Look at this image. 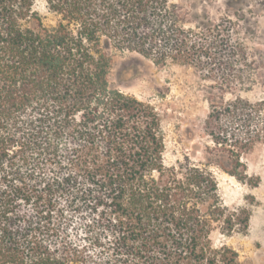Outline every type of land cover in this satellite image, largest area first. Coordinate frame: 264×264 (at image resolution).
Returning a JSON list of instances; mask_svg holds the SVG:
<instances>
[{
  "label": "trees",
  "instance_id": "trees-1",
  "mask_svg": "<svg viewBox=\"0 0 264 264\" xmlns=\"http://www.w3.org/2000/svg\"><path fill=\"white\" fill-rule=\"evenodd\" d=\"M44 2L52 24L35 0H0V264H239L212 246L215 223L245 229L248 214L223 204L211 158L165 165L158 113L109 79L124 52L156 65L206 58L233 91L243 75L222 55V30L185 28L175 0ZM205 123L227 153L215 163L246 181L240 156L264 140V97L211 102ZM82 210L84 243L70 237Z\"/></svg>",
  "mask_w": 264,
  "mask_h": 264
},
{
  "label": "rangeland",
  "instance_id": "rangeland-1",
  "mask_svg": "<svg viewBox=\"0 0 264 264\" xmlns=\"http://www.w3.org/2000/svg\"><path fill=\"white\" fill-rule=\"evenodd\" d=\"M175 1L182 8L185 28L198 30L205 37L212 32H207L206 28L219 27L229 41V48L241 47L239 53L227 48L222 55L233 58L234 69L243 75L242 82L234 85L233 91H221V71L212 69L206 58L201 59L200 67L172 62L156 65L141 54L124 52L114 58L109 74L111 85L151 105L158 113L164 134L165 165L185 158L195 163H204L211 158L209 169L216 177L223 204L230 212L241 216L248 214L245 229L237 223L227 233L220 222L215 223L210 233L212 246L233 249L239 264H264V140L241 154L247 176L242 182L215 163L218 160L226 165L227 153L216 151L205 123L211 102L228 103L236 95L250 101L264 97V0ZM35 9L45 16L46 23L54 22L46 12L44 0H35ZM221 123L228 129L227 120L223 119ZM59 204L62 206L61 202ZM88 217L85 210L73 214L72 240L84 243L81 239L84 234L78 229L83 227L85 220L82 218ZM88 251L93 256L99 255L98 249L90 245Z\"/></svg>",
  "mask_w": 264,
  "mask_h": 264
}]
</instances>
